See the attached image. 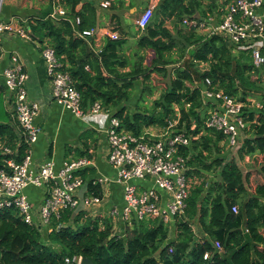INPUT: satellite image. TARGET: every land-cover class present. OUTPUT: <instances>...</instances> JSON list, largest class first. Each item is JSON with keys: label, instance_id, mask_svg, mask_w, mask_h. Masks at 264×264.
<instances>
[{"label": "trees", "instance_id": "obj_1", "mask_svg": "<svg viewBox=\"0 0 264 264\" xmlns=\"http://www.w3.org/2000/svg\"><path fill=\"white\" fill-rule=\"evenodd\" d=\"M80 1L64 0V17L32 19L25 30L41 46L54 49L61 70L70 75L80 94L83 110L98 101L119 118L122 128L135 135L149 127L163 129L175 120V127L197 135L180 149L188 155L189 167L185 212L176 217L175 238L168 241L169 225L157 218L132 220L125 236H118L112 233L109 218L66 208L58 217L52 216L50 230L43 235L25 223L16 209H3L0 264H69L65 258L73 256L88 257L94 264H264V164L257 173L243 174L234 158L224 159L225 136L206 126L211 104L203 103L199 85H195L209 77L217 89L244 102L242 112L253 134L244 139L240 152L264 154V61L254 63L251 47L230 45L220 36L201 34L182 22L185 17L201 18L206 13L219 15L231 0H158L130 56L120 52L119 39L108 38L97 51L77 36L76 30L96 25L98 9L88 0L76 9ZM123 7L119 4L112 9ZM76 16L80 22L74 26ZM146 50L152 52L150 58L145 57ZM177 62L181 64L175 66ZM200 62L207 67L200 68ZM153 75L169 80L147 105V96L155 90ZM137 80L141 83L139 97L130 111L126 103ZM4 92L0 85V139L14 147L17 120L5 109ZM249 98L261 107H249ZM255 113L259 117L253 122ZM25 148L19 143L15 161L23 159ZM8 157L0 155V168ZM88 184L89 193L100 195L98 184L92 180ZM233 205L237 212L232 211ZM191 222L199 226L202 236H195ZM215 241L221 244L220 251L214 248Z\"/></svg>", "mask_w": 264, "mask_h": 264}, {"label": "built area", "instance_id": "obj_2", "mask_svg": "<svg viewBox=\"0 0 264 264\" xmlns=\"http://www.w3.org/2000/svg\"><path fill=\"white\" fill-rule=\"evenodd\" d=\"M113 1L115 0H100L98 6L106 9ZM153 11L154 6L148 5L140 12L135 21L140 30L146 27ZM49 15L53 19L66 15V10L59 0H54ZM79 22L78 16L72 19L74 26ZM182 22L201 34L220 36L230 45L251 47L254 63L258 65L264 61V0H231L219 15L206 13L201 18L185 17ZM0 30H11L18 36L38 44L55 103L78 117L100 112L108 114L105 128L107 161L116 170L113 181L122 186L123 196V205L120 208L114 206L107 212L112 233L125 236L126 227L132 220L138 222L148 217L157 218L169 226L174 225L176 217L184 215L188 197V155L182 154L180 149L188 147L197 135L189 134L183 127H175L177 120L170 122L157 134L145 131L141 135H135L122 128L119 118L98 101L83 110L80 94L70 75L61 70L62 64L51 46H41L20 26L0 23ZM96 30L97 27L93 26L76 30V33L100 51L102 44L94 39ZM108 35L112 40L119 38V34L114 31ZM0 75L3 78L0 85L5 88L4 101L11 107V113L17 120L16 145L12 147L0 139V155L10 156L5 159V166L0 168V211L14 208L25 223L40 231L46 229L48 233L52 216L58 217L60 211L66 208L87 210L99 205L104 198V192L101 191L100 195H78L85 180L76 172L90 163L86 157L64 161L58 170L51 159L44 161L36 169L31 168L32 145L37 141L40 132V128L34 123L39 105L28 98L25 87L28 75L17 55L10 57L9 65L0 71ZM195 85H199L203 103L211 104L206 126L225 136L227 148L237 147L240 135L248 123L246 115L242 112L245 103L217 89L209 77H205L201 83L195 82ZM255 106L260 108L261 104L256 103ZM19 143L24 144L26 148L23 159L17 162L14 157L18 153ZM136 180L150 181L151 186L140 188L135 185ZM92 181L94 185L104 186L111 179L102 176ZM28 184H49L37 214L24 194V188ZM237 209L236 205L232 206V211L237 212ZM119 223L123 224L121 228ZM214 248L220 251L222 246L215 241ZM80 257H66L65 262L79 264ZM203 257L207 258L208 253Z\"/></svg>", "mask_w": 264, "mask_h": 264}, {"label": "crops", "instance_id": "obj_3", "mask_svg": "<svg viewBox=\"0 0 264 264\" xmlns=\"http://www.w3.org/2000/svg\"><path fill=\"white\" fill-rule=\"evenodd\" d=\"M83 1L85 0H81L76 5V9L80 7ZM88 1L94 2L98 8L96 11L95 25L97 30L94 36L96 42L103 46L109 38L108 34L113 31L117 32L119 34L118 39L122 42L119 50L122 54L128 56L132 55L135 51L141 30L136 26V22L133 25L126 26L123 17H125L127 12L133 16H138L146 6H155L158 2V0H115L109 8L102 9L98 7L100 0ZM53 2L54 0H0V23L3 25L11 24L12 26H20L25 29L32 22V19L48 16L52 11ZM131 2L134 4L133 6H130ZM59 3L66 9L64 7V0H59ZM119 4H122L124 7L121 9H112V6L115 5L118 7ZM166 26L172 30L169 22ZM145 53L149 57L152 56L150 50H146ZM13 54L19 57L23 69L28 75L25 82L28 98L37 102L39 105V112L34 118V123L40 128V132L37 141L32 145L31 168L36 169L41 163L51 159L55 163V169L58 170L64 161L80 157L88 158L90 163L76 172V174L85 180L84 185L78 191V195L82 196L89 193L88 182L90 180L103 176L110 178L111 181L104 186L98 185L100 192H104V198L101 204L83 211L88 212L92 217L105 216L108 218L107 212L110 208L114 206L120 208L123 205L122 186L113 181L116 170L107 161L108 146L105 128L108 123V114L100 112L78 117L55 103L52 100L50 82L38 44L18 36L11 30H0V71L9 65L10 57ZM171 55L174 58L177 57V54L174 52ZM180 64L181 62H177L175 66ZM171 66L174 65L171 64ZM199 67L204 68L207 65L200 62ZM0 82H3L2 75H0ZM139 84L141 83L137 80L134 94L126 103L130 111L134 107V102L139 97ZM249 102V107L258 108L255 104L259 102L254 98H249ZM4 105L7 112L12 115L11 107L5 101ZM258 117L259 115L255 113L253 122ZM191 126L194 127V125ZM161 130L158 127H149L146 129V131L156 134ZM243 141L235 147L238 148L237 156L230 158H234L241 172L246 174L247 171L252 169L249 167L253 163L255 154H262V152L258 150L252 153L240 152ZM223 143L220 142V145ZM227 149L226 146V150L222 153L226 161L230 159L226 158V154L228 153ZM134 183L140 188L151 186V182L147 180H136ZM48 185L35 186L28 184L24 188V194L30 201L35 214L38 213L39 207L43 203ZM162 196L164 197L163 192ZM119 225L120 228L123 226L121 223ZM194 225L198 227L193 228L192 226L195 236H202L203 233L200 232L199 226L196 223ZM172 229L173 231H171L172 235L170 237L168 233V241L174 240L175 238L173 234L174 226H172ZM41 233L45 235L46 229H43Z\"/></svg>", "mask_w": 264, "mask_h": 264}, {"label": "rangeland", "instance_id": "obj_4", "mask_svg": "<svg viewBox=\"0 0 264 264\" xmlns=\"http://www.w3.org/2000/svg\"><path fill=\"white\" fill-rule=\"evenodd\" d=\"M137 17H138L137 15L133 16L132 14L127 12L125 17H123L124 24H126V26H130V25L135 24ZM145 57H149L148 54L145 53ZM172 68H173L172 66L168 67V69L170 71L172 70ZM170 76H172V75H170ZM170 76H169V78H170ZM152 78L153 79H152L151 83L155 87V90H154L152 95L147 96V98H146V102H147L146 104L147 105H150L152 103V101L159 96V94L163 91L162 89H163L164 83L169 80L167 78H162L159 75H153ZM140 87H141V84H139V90H140ZM252 132H253L252 128L250 126H248V123H247L246 128L243 130V132L240 135L239 143L241 144L245 138L250 137ZM227 150H228V153L226 154V158L237 156L238 148H233V149L228 148ZM262 164H264V154H255V156L253 158V163H251V165L249 167L252 169H250V171H247V172H256V173L259 172V168L261 167ZM191 224H192L193 228H198L197 226L194 225L195 224L194 222H191ZM172 226H174V225H172ZM172 226L170 225V227H169V231H168L169 237H170V235H172V232H171V231H173ZM261 232H263V234H264V229H262ZM173 234L175 235V230H174Z\"/></svg>", "mask_w": 264, "mask_h": 264}, {"label": "water", "instance_id": "obj_5", "mask_svg": "<svg viewBox=\"0 0 264 264\" xmlns=\"http://www.w3.org/2000/svg\"><path fill=\"white\" fill-rule=\"evenodd\" d=\"M79 264H94L88 257L81 256Z\"/></svg>", "mask_w": 264, "mask_h": 264}]
</instances>
